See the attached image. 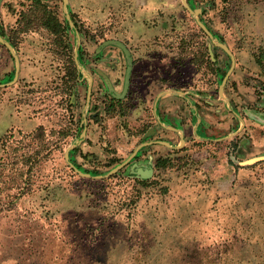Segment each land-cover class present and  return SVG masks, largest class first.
Returning <instances> with one entry per match:
<instances>
[{
  "label": "rangeland",
  "instance_id": "374dc122",
  "mask_svg": "<svg viewBox=\"0 0 264 264\" xmlns=\"http://www.w3.org/2000/svg\"><path fill=\"white\" fill-rule=\"evenodd\" d=\"M40 1L61 20L73 15L87 28L80 47L90 53L96 45L88 35L106 23L115 34L122 19L116 7L110 15L96 0H69L66 10L63 0ZM161 1L177 3L166 43L177 49L183 40L186 50L179 71L168 62L173 89L160 93L172 113L167 125L180 133L158 124L142 131L141 112L129 118L101 113L103 120L91 123L82 140L83 126H77L91 109L84 101L76 113L70 107L72 55L29 52L34 66L19 73L17 85L0 87V264H264V0H196L209 30L240 54L223 95L224 73L215 69L218 62L228 66V57L182 10L181 0ZM32 4L0 0V23ZM2 51L0 84H7L10 59ZM194 55L203 59L199 71L189 63ZM84 59L83 71L90 65ZM179 108L183 119L174 116ZM153 139L171 146L143 147L107 176ZM69 147L77 167L104 178L76 174L65 160ZM133 164L152 166V177L131 174Z\"/></svg>",
  "mask_w": 264,
  "mask_h": 264
},
{
  "label": "flooded vegetation",
  "instance_id": "af4514ba",
  "mask_svg": "<svg viewBox=\"0 0 264 264\" xmlns=\"http://www.w3.org/2000/svg\"><path fill=\"white\" fill-rule=\"evenodd\" d=\"M157 1L158 0H152L139 8L134 6L135 2L125 1L122 2L121 5L118 3L119 9L116 14H118L119 17L122 16V19L117 25V33L108 34L111 29H115V27L110 23H106L103 27H100V30L104 28V31L96 29L94 31L95 35H88L89 41L96 45L92 53L83 47L79 49L81 61L85 60L84 58L86 56L90 58L88 59L90 65L84 67V69H86L85 71L76 64L75 46L79 37L80 39H87L85 31L87 28H83L73 15L70 17L74 26L70 24L67 18H65L64 21L61 20V18L51 11V9H49L50 7H47L45 5L46 3L44 4L42 1H33L34 4L30 6L21 5V12L18 16H11L5 21V24L0 23V35L12 45L15 54L18 55L21 76L23 72L25 73L28 71L29 67L34 66V63L29 60V52L34 53V51H37L43 54L46 50L64 58L72 55L74 65H71L70 71L68 72L70 80L69 85L71 88L70 107L73 112L76 113L79 109V105L84 101L85 106L91 109L90 116H88L87 119L85 118L87 120L86 127L82 124L83 118L81 114V121L77 126L78 130L83 126V130L87 128V132H89L91 123L95 125L100 124V120H103L100 118L101 113L129 118L133 112H141L143 118L140 120L143 121V125L140 129H142V131L147 128H155L158 124L161 128L165 127V131L178 134L180 133V128H178V126L167 125L173 120L171 109H168L169 104L167 103V98L158 99V97L161 92L173 89L172 77L168 76L169 74L165 70V68L169 66L168 62L173 63L174 61L176 64L175 68L179 71L185 61L181 56L184 55L186 50L180 48L183 44V40H181L182 43H177V49L171 48V46H173L171 42L166 43L167 39L172 40V33H167L166 31L172 27L170 15L173 11L170 12V10L177 9V3H169L161 0H159L160 2ZM186 1L194 10H202L199 18L209 27L208 22L205 20V9L203 7H198L196 5V0ZM35 4L37 7L33 10V5ZM132 5L133 10L131 7ZM180 5L182 10L190 15V12L184 6L182 0ZM13 8L12 3H9L10 15H15V13L12 14ZM103 8H105L104 10H106L108 14L113 15L110 12L114 9L112 5H107V7L103 6ZM167 10H169L168 15L166 13ZM201 32H203V35L206 34L202 29ZM213 35L215 38H218L220 42L225 43L224 38L214 33ZM111 41H117L122 44V46L111 43ZM226 45L232 51L236 60L232 72L233 74L239 68L240 54L233 50L229 44ZM219 49L226 54L230 61V64L223 69L219 66V62L216 63L215 71L219 74L224 73V79L228 71L232 68V58L225 50L220 47ZM0 50H3L2 54L5 55V58L10 59V61L6 62L5 68L9 77L8 82H11L15 78L17 70L14 54L7 46L1 43ZM196 58L197 56L194 55L192 59L189 60V63L195 65L199 71L201 67L203 68V59L202 57ZM219 59L220 57H218V60ZM13 62L15 63V67L11 65ZM158 73H165L166 76L157 77ZM64 76V78H66L67 74ZM24 77L28 78V75L25 74ZM229 82L230 77L224 87L225 91ZM17 83H19V78L14 85H17ZM32 83L33 82L26 81L24 87L27 90H34L35 85ZM157 90L159 91L157 92ZM218 90L220 91V87H218ZM207 103L210 104L209 102ZM200 106L201 103L197 102V111H199ZM183 113L184 111L179 108L175 110L174 116L176 115L182 118ZM103 117H105V115H103ZM184 122L186 123L187 120ZM100 127L102 128V125ZM205 127V119L202 118V120L199 121V128H201L200 132L204 133ZM208 131L211 130L209 129ZM183 132H185V130H183ZM137 133L139 134L140 131L138 130ZM183 137L185 138L184 144H186V134H184ZM150 142L153 144L145 146L143 151L153 148L158 145L157 143L164 141L153 139V141L150 140Z\"/></svg>",
  "mask_w": 264,
  "mask_h": 264
},
{
  "label": "water",
  "instance_id": "95a60500",
  "mask_svg": "<svg viewBox=\"0 0 264 264\" xmlns=\"http://www.w3.org/2000/svg\"><path fill=\"white\" fill-rule=\"evenodd\" d=\"M63 1H64V8L66 10L67 7H68V4H69V0H63ZM182 2L184 4V6L187 8V10L190 12V14L195 16L199 27L208 35V37L212 41L215 42V45L217 47H220L223 50H225L230 55V57L232 58V68L228 71L226 77L223 79V81L221 83V86H220V94L223 95L224 87L226 85V82H227L228 78L230 77V75L232 74L234 66H235V63H236L235 57H234L232 51L229 49V47L225 43L217 41V39L214 37L213 33L207 27V25L203 21L200 20L199 15H200V13H202V10H200V9H195L194 10L189 5V3L186 0H182ZM66 18L69 20L70 24L72 26H74V23L72 22L70 15L67 14ZM0 43L2 45L7 46L12 51V53L14 54L15 60H16V64H17L16 75H15V78L13 79V81H11V82H9L7 84H0V87H8V86L14 85L18 81L19 73H20V60H19L18 55L15 54L12 45L10 43H8L1 35H0ZM111 43H115V44H118V45L122 46V44L118 43L117 41H111ZM106 44H109V43H106ZM79 49H80V37L78 38V44H77L76 56H75V61H76L77 65H79ZM160 97L161 96H159L158 99ZM82 124L85 125V127H86V119L85 118L83 119V123ZM86 129L87 128L84 129V132L82 134V138H81L82 140L84 139V135L86 133ZM184 142H185L184 141V137L182 135V144H184ZM151 144H153V143L152 142L144 143V144L140 145L139 147H137L136 150L133 152V154L125 162H123L122 164H120L117 167H115L114 169H112L108 173L107 176L109 177V176H112V175H116L118 172H120L122 169H124L126 166H128L130 164V162L138 155L139 151L143 147L151 145ZM161 144L166 145L168 147L171 146L170 143H166V142H161ZM73 150H74V147H69L66 150L65 160H66L67 164L69 165V167L76 174H78L82 178H88V179H103L104 178L103 176H93L91 173H86L83 170H81L80 168H78L71 160V156L70 155L73 152ZM131 174L135 175L136 177L140 178L141 180H147V179H150L152 177V175H153V167L152 166H149V167L148 166L147 167L146 166H139L138 164H133L131 166Z\"/></svg>",
  "mask_w": 264,
  "mask_h": 264
},
{
  "label": "crops",
  "instance_id": "0c3cea01",
  "mask_svg": "<svg viewBox=\"0 0 264 264\" xmlns=\"http://www.w3.org/2000/svg\"><path fill=\"white\" fill-rule=\"evenodd\" d=\"M96 1L101 3L102 6H106L107 7V5H112L114 8L116 7L117 9H119V7H118L119 4L121 5L122 2H125V1H128V0H96ZM150 1H152V0H130V2H132V3L135 2L134 6H136V8H139L142 5L148 4ZM131 7H132V10H133V5ZM103 9H105V8L102 7L101 10H103ZM103 11L105 12L106 10H103Z\"/></svg>",
  "mask_w": 264,
  "mask_h": 264
},
{
  "label": "trees",
  "instance_id": "16d2710c",
  "mask_svg": "<svg viewBox=\"0 0 264 264\" xmlns=\"http://www.w3.org/2000/svg\"><path fill=\"white\" fill-rule=\"evenodd\" d=\"M34 2H38L39 0H33ZM263 58V59H262ZM262 60L259 62V63H263V61H264V55L262 56ZM72 65H74V61H72ZM25 158V157H24ZM31 160V159H30ZM159 162H161V161H159ZM158 166H160V167H164V165H159V163H158ZM79 168V167H78ZM141 183V182H140ZM143 186H145L146 184H142Z\"/></svg>",
  "mask_w": 264,
  "mask_h": 264
}]
</instances>
